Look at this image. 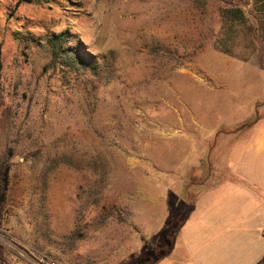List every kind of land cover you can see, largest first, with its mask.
<instances>
[{"label": "rangeland", "instance_id": "1", "mask_svg": "<svg viewBox=\"0 0 264 264\" xmlns=\"http://www.w3.org/2000/svg\"><path fill=\"white\" fill-rule=\"evenodd\" d=\"M263 27L254 0H0L10 261L136 264L160 234V167L196 173L213 129L264 120ZM59 33L75 64L51 63Z\"/></svg>", "mask_w": 264, "mask_h": 264}, {"label": "crops", "instance_id": "2", "mask_svg": "<svg viewBox=\"0 0 264 264\" xmlns=\"http://www.w3.org/2000/svg\"><path fill=\"white\" fill-rule=\"evenodd\" d=\"M244 136L218 139L212 154L217 174L198 192L173 251L155 264H264V120ZM185 162L187 168L194 165L192 157ZM185 176L178 164L171 170L160 167L159 232Z\"/></svg>", "mask_w": 264, "mask_h": 264}, {"label": "trees", "instance_id": "3", "mask_svg": "<svg viewBox=\"0 0 264 264\" xmlns=\"http://www.w3.org/2000/svg\"><path fill=\"white\" fill-rule=\"evenodd\" d=\"M60 0H21V2L26 4L34 5H45V4H56ZM254 8L258 14L264 15V0H254ZM233 14L238 16L239 20L244 23L242 12L240 10L232 11ZM264 32V27L262 28ZM68 41V36L66 33H59L57 35H51L46 39V46L50 49L51 52V63L59 64L61 60H65V64H75L76 61V51L74 49H66L64 47L65 43ZM69 59H72L69 62ZM0 62V70H1ZM257 118V111H256ZM259 119L257 118L256 121ZM256 121L244 122L235 125L234 127H226L227 129H234L237 127L236 132H241L244 130H250L256 124ZM223 135V134H222ZM226 136V135H223ZM223 136L216 135L213 138V145H210L209 141H203L202 148L198 150L199 165L198 171L195 173V169L191 170L189 174L183 179V191L181 194L176 196L175 204L170 207V217L168 218L167 223L165 224L163 230L160 234L153 240L144 242V252L141 258L138 259L136 264H155L158 260L166 258L173 251L176 244L178 233L181 227L185 224L191 212L194 209V203L198 192L202 189L203 186H207L208 181L211 177H214L217 173L215 169L213 172H205V162L204 159L208 156L209 158L217 149L218 139ZM204 146V148H203ZM216 153V152H215ZM9 157L12 156V151L9 153ZM215 154L213 155V157ZM201 161V162H200ZM210 164V163H209ZM212 166V165H210ZM11 168L7 163L5 164L0 171V210L1 207L5 206L7 201L8 192L10 189V179H11ZM201 178L203 181H201ZM201 181V182H200ZM217 182V180H216ZM193 196V197H192ZM194 199V200H193ZM193 200V204L190 202ZM0 264H14L10 261V255L6 249L0 245Z\"/></svg>", "mask_w": 264, "mask_h": 264}]
</instances>
